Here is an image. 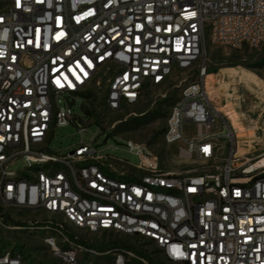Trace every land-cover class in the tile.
I'll list each match as a JSON object with an SVG mask.
<instances>
[{
	"label": "built area",
	"instance_id": "built-area-1",
	"mask_svg": "<svg viewBox=\"0 0 264 264\" xmlns=\"http://www.w3.org/2000/svg\"><path fill=\"white\" fill-rule=\"evenodd\" d=\"M209 43L263 44L264 0L4 1L0 264H29L8 231L41 234L62 264H264V152L242 159L236 128L213 104ZM190 70L163 134L181 172L161 170L148 142L127 140L138 165L112 155L100 129L121 120L91 132L92 115L75 110L91 112L103 92L122 112ZM69 126L74 142L56 147ZM81 233L147 244L100 249Z\"/></svg>",
	"mask_w": 264,
	"mask_h": 264
},
{
	"label": "rangeland",
	"instance_id": "rangeland-1",
	"mask_svg": "<svg viewBox=\"0 0 264 264\" xmlns=\"http://www.w3.org/2000/svg\"><path fill=\"white\" fill-rule=\"evenodd\" d=\"M5 0H0V6ZM209 68L214 73L209 74L208 82L213 104L222 110L231 124L249 129L257 139L251 145L239 147L238 151L242 159L257 156L264 152V43L258 47L247 45L241 48L209 43L207 45ZM193 77V70L184 74L175 75L170 86L166 88H153L149 90L145 98L139 103L127 107L122 112L110 111L102 99L103 92H94L90 98V108L92 117L96 124H92L89 129L91 132L98 130L101 125L108 127L119 120H126L140 116L147 111L159 110L165 117L159 118L147 126L134 131H121L119 129L107 130L101 128L100 132L105 133L108 139L105 145L109 146L108 152L112 155L127 159L131 164L138 165L141 158L127 151L126 143L128 139L138 142H148L159 158V168L163 171L181 172L186 168L178 160L177 149L173 147L174 155L163 142L162 131L166 125V117L171 106L178 100L182 87ZM244 81L256 82L249 91ZM237 93V94H236ZM241 94V95H240ZM238 95L242 96L243 102L235 104L239 123L229 117L227 110L234 106ZM81 100H79L80 104ZM233 105V106H232ZM263 105V106H262ZM78 114L91 119V115L86 113L81 106L75 108ZM192 126L186 127L189 134L194 132ZM76 129L74 126L58 128L57 137L54 140L56 147H67L74 142L73 135ZM89 136V135H88ZM102 142L105 136L100 139ZM18 165L17 167H20ZM81 238L99 248L101 243L109 240L120 239L121 241L135 244L136 247L146 246V242L134 236L108 235V234H80ZM4 239L10 246L17 244L23 247L26 260L29 264H62L56 259L51 249L44 243L43 236L37 233L26 231H8L3 234ZM119 243H117V246Z\"/></svg>",
	"mask_w": 264,
	"mask_h": 264
},
{
	"label": "trees",
	"instance_id": "trees-1",
	"mask_svg": "<svg viewBox=\"0 0 264 264\" xmlns=\"http://www.w3.org/2000/svg\"><path fill=\"white\" fill-rule=\"evenodd\" d=\"M211 73H214V71L209 68L208 74H211ZM89 114L92 115V112H89ZM162 117H165V115L161 114L159 110L147 111L146 113H144L140 116H136L134 118L122 120L116 128L121 130V131H134V130H137V129L142 128L144 126H147L150 123H152V122H154L157 119L162 118ZM167 117H168V114H167ZM167 117H166V121H167ZM99 124H101V123H99ZM164 132H165V128L162 131V138H163ZM112 236H114V235H112ZM136 238L138 239V236H136ZM125 242L126 241H123V240L121 241L120 239L115 238L113 240L107 241L106 243L100 244L99 248L104 249L106 247H114L117 245V243H119V245H121V246H126ZM20 248L23 249V247H20ZM157 264H160V263L157 262Z\"/></svg>",
	"mask_w": 264,
	"mask_h": 264
},
{
	"label": "bare ground",
	"instance_id": "bare-ground-1",
	"mask_svg": "<svg viewBox=\"0 0 264 264\" xmlns=\"http://www.w3.org/2000/svg\"><path fill=\"white\" fill-rule=\"evenodd\" d=\"M208 77H209V74L207 76V88L209 91L210 98L212 99L210 89H209ZM244 83L247 86L246 88L248 91L251 88H254V90L256 91L257 88L255 89V87L253 86L256 82L244 81ZM240 95H238L235 102L233 103L234 106L232 105L233 107L227 110L229 117L234 121V123H239V118L236 115L237 111L235 109V104H237V103L239 104V103L243 102V100H241L242 96H240ZM219 110H221V109H219ZM221 112H222V110H221ZM235 128L237 130V138H238L240 147L245 146V145H251L257 139V136L253 132H251L249 129L245 130L240 125L236 126ZM238 153L240 154V151Z\"/></svg>",
	"mask_w": 264,
	"mask_h": 264
}]
</instances>
